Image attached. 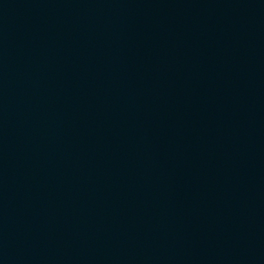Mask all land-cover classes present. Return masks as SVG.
I'll list each match as a JSON object with an SVG mask.
<instances>
[{"label":"water","instance_id":"water-1","mask_svg":"<svg viewBox=\"0 0 264 264\" xmlns=\"http://www.w3.org/2000/svg\"><path fill=\"white\" fill-rule=\"evenodd\" d=\"M0 264H264V0H0Z\"/></svg>","mask_w":264,"mask_h":264}]
</instances>
